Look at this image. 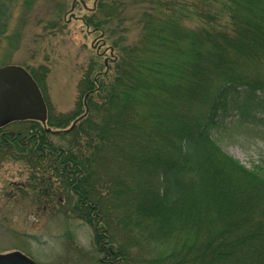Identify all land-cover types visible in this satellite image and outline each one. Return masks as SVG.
<instances>
[{
	"label": "trees",
	"instance_id": "obj_1",
	"mask_svg": "<svg viewBox=\"0 0 264 264\" xmlns=\"http://www.w3.org/2000/svg\"><path fill=\"white\" fill-rule=\"evenodd\" d=\"M19 1L0 0V49ZM46 1L55 28L64 8ZM131 1L85 18L117 51L112 75L84 73L87 111L30 176L34 202L65 193L57 213L94 226L114 264H264V158L247 167L216 138L264 134V0Z\"/></svg>",
	"mask_w": 264,
	"mask_h": 264
},
{
	"label": "rangeland",
	"instance_id": "obj_2",
	"mask_svg": "<svg viewBox=\"0 0 264 264\" xmlns=\"http://www.w3.org/2000/svg\"><path fill=\"white\" fill-rule=\"evenodd\" d=\"M60 3L64 11L59 25L46 29V21L55 12L53 1L35 0L30 7L23 0L18 2L12 11L8 36L1 41L0 66H23L40 77L51 119L56 118L55 114L67 124L63 128H69L82 118L85 110V93L80 89L84 73L89 70L91 78L104 73L102 78L107 79L112 75L113 64L109 63L106 69L103 56L98 55L104 50L109 54L108 34L85 24V18L94 10V0ZM96 38L105 40L99 50L93 47ZM216 138L226 153L247 167L264 158V134L250 125L227 124ZM50 139L54 146H64V137L52 134ZM25 166L20 160H4L0 177V253L20 251L36 264H114V260L104 259V249L95 250L94 226L69 213H57L66 205L65 193L58 191L63 197L60 205L53 200L54 205L43 209L34 202L32 194L36 191H30L28 183V190L20 192L15 188L18 185L14 182L19 184L25 178Z\"/></svg>",
	"mask_w": 264,
	"mask_h": 264
},
{
	"label": "flooded vegetation",
	"instance_id": "obj_3",
	"mask_svg": "<svg viewBox=\"0 0 264 264\" xmlns=\"http://www.w3.org/2000/svg\"><path fill=\"white\" fill-rule=\"evenodd\" d=\"M101 40L103 41V38H96L94 40L93 47H95L96 50H99L100 47L104 46ZM105 53L106 51L104 50L100 53L98 52V55L103 56L104 66L108 67V64L111 63L113 59L109 54L106 55ZM44 102L46 105L44 122L35 119H15L0 125V177L3 172L4 160L6 158L20 160L25 163L26 175L24 180L19 184L14 182L15 185H18L15 188L19 189L18 191L20 192L22 191L21 189H27L26 184L28 183L30 176L34 175L35 177H38L42 174H46V171H44V168L46 169V162L48 163L53 159L58 163L61 160V158L58 157V154L59 152H63V150L61 148H54L50 135L65 133L66 128L57 126V121L60 125L63 124V119H58L60 117H57L54 114L57 119H51L52 112L47 102L45 100ZM82 103L85 109L86 96L83 97ZM48 175L49 178H52L51 174ZM49 201L50 198L48 197L45 202ZM55 201L63 202L62 195L57 196ZM42 207L43 209H47V203ZM103 249L106 251L105 248ZM107 253L108 252L106 251L104 259L110 257L107 256Z\"/></svg>",
	"mask_w": 264,
	"mask_h": 264
},
{
	"label": "water",
	"instance_id": "obj_4",
	"mask_svg": "<svg viewBox=\"0 0 264 264\" xmlns=\"http://www.w3.org/2000/svg\"><path fill=\"white\" fill-rule=\"evenodd\" d=\"M45 114L41 92L30 74L19 65L0 66V125L15 119L44 122ZM0 264L36 263L19 251H12L0 253Z\"/></svg>",
	"mask_w": 264,
	"mask_h": 264
}]
</instances>
